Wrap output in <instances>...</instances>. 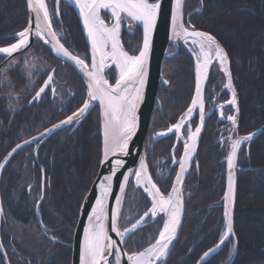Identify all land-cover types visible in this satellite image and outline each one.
Instances as JSON below:
<instances>
[{"label":"trees","instance_id":"1","mask_svg":"<svg viewBox=\"0 0 264 264\" xmlns=\"http://www.w3.org/2000/svg\"><path fill=\"white\" fill-rule=\"evenodd\" d=\"M59 13L60 19H55L54 25L63 31L62 41L86 57L87 46L73 9L61 3ZM184 17L188 24L211 33L225 48L238 94L239 133L253 131L264 123V0H186ZM26 21L25 0H0V46L12 43L15 33ZM134 29L133 34L122 31V44L130 54H136L142 43V28L134 25ZM40 44L34 43L32 50L55 66L59 80H66L67 87L62 91L63 97L66 96L64 103L59 106L56 97L51 99L46 94L38 103L27 104L43 75L29 87L31 81L26 79L20 65L8 69L5 78L0 72V160L13 145L68 115L84 100L82 82L74 70ZM168 50L170 56L162 65V75L168 83L159 86L145 141L148 168L164 193L170 188L175 168H171V179L162 186L155 175V162L169 157L173 138L152 142L151 136L184 113L194 89V63L190 53L182 44L176 51L174 45H169ZM216 67L210 70L205 92L214 85V92L225 100L229 93L223 87L222 72ZM110 81H114L112 72ZM13 96L19 101H14ZM9 100L19 107L9 110ZM216 118L211 114L206 120L184 180L183 224L166 264H195L200 255L218 241L224 229L219 203L225 185L221 159L226 155L227 145L218 148L215 141ZM196 122L197 114L192 124ZM34 146L36 157L32 152ZM100 146L99 113L95 106L76 128L60 129L40 143L18 150L7 162L0 176L3 209L0 235L11 264H70L69 243L79 206L98 170ZM238 165L241 169L237 172L233 217L238 248L232 264H264V132L249 143L247 150L246 144L243 145ZM25 172L30 173L33 193L27 192L30 183ZM42 174L45 192L36 210ZM131 191L132 184L123 213L134 221L139 217L134 214L135 210L141 215L149 202L145 206L139 194L132 197ZM39 221L58 241L52 242L39 234L36 230ZM127 225L126 220L121 219L120 227ZM159 226L158 221L142 227L123 244L124 248L128 252L140 250L148 244L149 236L155 237ZM231 250L232 239L202 264H228ZM0 264H5L1 253Z\"/></svg>","mask_w":264,"mask_h":264},{"label":"snow or ice","instance_id":"2","mask_svg":"<svg viewBox=\"0 0 264 264\" xmlns=\"http://www.w3.org/2000/svg\"><path fill=\"white\" fill-rule=\"evenodd\" d=\"M60 0H57L59 4ZM76 7L79 8V15L83 20L84 30L87 32L88 42L91 44V67L86 64L85 59L73 55L71 51L60 42L58 34L53 31L54 20L50 16L45 0H27V7L30 14L35 13V27L32 28V21L29 26L15 34L14 42L0 46V59L7 58L11 66L15 64L14 54L27 51L34 43L44 46H50L49 52L55 53L57 58H63L73 62L74 66L83 73L87 78V99L82 106L74 111L66 119L60 121L59 124L53 125L52 129H46L50 132L55 128L72 123H79L91 109L93 102L98 101L102 109L103 122V158L108 161L109 157H116L109 161L115 167H123L125 162L119 158L121 155L127 156L130 153L129 142L136 133L137 117L136 109L139 102L143 99V85L147 77V59L151 41V33L156 25L158 11L161 7L160 0L149 2V0H74ZM182 0H173L171 20L173 35L181 38L187 44L191 40L192 48L190 51L195 57V94L191 99V106L187 109L181 120L168 128V132L174 133L179 137L182 126L185 124L192 112L199 108V119L201 124L205 121V99L203 95V82L209 77L210 68L214 65V61L219 62L220 71L227 78L224 88L232 93V99L227 101L233 108H237L236 92L233 87L232 77L230 73L229 57L223 47L217 42L216 38L210 33L203 32L192 28L190 25L185 26L181 15ZM107 9L111 11L114 20L111 26L105 23L101 18V10ZM59 14V11L56 13ZM129 19L128 27H132V22L140 21L143 25V43L139 48V54L130 56L123 51L120 41V29L124 18ZM191 29V30H190ZM99 57V61L97 60ZM111 60L115 68L119 70V78L115 85H109L108 80L103 76V72L110 69L106 61ZM24 66L29 71L36 67L31 59H25ZM3 71V69H0ZM55 69H51L47 73V78L43 84L35 92L33 100H39L42 95H46L53 80ZM43 72H41V75ZM33 81L29 87L34 86ZM167 83V81H165ZM54 95L55 88H51ZM222 107V106H221ZM224 118V113H220ZM227 121L231 122V131H236L237 118L235 115H228ZM201 133V126L195 127V132L188 128L187 142L184 144V154L178 161L179 171L175 174V181L171 184V191L165 196L161 193L160 187L153 182V176L149 173V168L145 159H140L139 168L136 169L134 175L136 177V186L139 198L142 199L147 206L150 201L151 207L140 215L139 210H135L134 214L139 216L135 222H132L131 216H125L120 208L121 202L125 200V186L130 184L129 175L123 174V180L119 185L121 195L115 196L116 207L107 209L105 198L112 191L113 171L112 175L104 178L100 184V195L96 197L94 206L89 214V226L84 229V238L80 244V264H121V250L116 248L117 241H114L108 235V229L105 227V219L110 221V230L115 232L120 240L128 243L132 235L142 229V225L147 224L149 220L153 223L162 222V228L158 229V235L154 237L155 242L150 244L143 251L133 252L127 256V264H166V257L170 253V248L174 240L178 236V228L181 225V212L183 208L182 193L179 185L184 179L187 171L189 160L195 151V140ZM44 135V133H41ZM158 136H164L166 133H157ZM255 134H248L232 139L229 137L230 151L227 154L228 168V187L224 194V230L222 231L219 241L214 248H210L201 257V262L214 253L217 249L222 248L229 239L234 235L233 223L230 210V202H234V169L237 164L238 150H242V144L250 142ZM33 140L36 138L33 137ZM25 144L29 141H25ZM21 147L17 144L5 161L11 157L17 149ZM103 162V161H102ZM5 164L0 163V168ZM43 171V169L41 170ZM259 171V170H256ZM168 179H171L169 176ZM167 183L163 177L161 178L162 186ZM31 187V186H29ZM142 189V191H140ZM43 199V197H41ZM39 203V201H38ZM131 203V201H129ZM160 214H163L162 216ZM3 216V209L0 207V217ZM119 219H124L130 225L124 227L121 231L119 227ZM55 239V237H52ZM236 245L232 249H236ZM109 256H115V261L108 259ZM234 260V256L230 251L229 262ZM200 264V262H198Z\"/></svg>","mask_w":264,"mask_h":264},{"label":"water","instance_id":"3","mask_svg":"<svg viewBox=\"0 0 264 264\" xmlns=\"http://www.w3.org/2000/svg\"><path fill=\"white\" fill-rule=\"evenodd\" d=\"M66 1L72 6V8L74 9V11H75V13H76V15L78 17V20H79V23H80V26H81V29H82V32H83V36H84L85 42L87 44V49H88V54H89V60H90V65H89V68H90L91 67V44L88 42L87 32L84 30L83 20H82V18L79 15V8L76 7V4L74 3V0H66ZM185 1L186 0H182V8H181V15H182L183 22H184V4H185ZM160 3H161V7H160V9L158 11V15H157V19H156V25L153 28L152 33H151V41H150V47H149V53H148V59H147L148 73H147V77H146L145 82H144V85H143V99L139 102V106L136 109V117H137L136 133L133 136L132 140L129 142L130 153L127 156L121 155L119 157V158L123 159L124 162H125V164H124L123 167L117 168L113 164L109 163V161L115 159L116 157L110 156L108 161H104V158H103V145H104L103 122H104V116H103L102 109L99 106V102L96 101V102H93V104H92L91 109L95 105H97L98 110H99V131H100V141H101L100 160H99V166H98L97 173H96L93 181L91 182V184H90V186H89L86 194L84 195V197H83V199L81 201L80 207H79L78 218H77V221H76V225H75V228H74L73 237H72V241H71V258H70V264H80V244H81V241L84 238V229H85V227L89 226V214L91 213L92 207L95 204L96 197L98 195H100V184L103 183V182H105L104 181V178L107 177V176H109V175H112L113 171H115L116 174L113 176V181H112V191L105 198L106 216H107V214H108L107 213V209L108 208H114V207H116L115 196L113 195V193L115 195H121L120 189H119V185H120V183L123 180V174H127V173H130L131 172L132 174L129 175L130 184L132 182L136 186V177H135L134 173H135L136 169L139 168L140 159L142 157L145 159V162H146L145 140H146V136H147V132H148V128H149V124H150L152 112H153V109H154V106H155V103H156V100H157L158 89H159L160 84H162V85H166L167 84V83H165V81H167V80H165L163 78V76H162V64H163V60H164L165 57L168 56V47H169L170 44H173L175 46H178L179 43H185V41L183 39L177 38L176 36L173 35V31H172V20H171V12H172L173 0H160ZM25 4H26V11H27V22H26L25 27H28L29 26V21L31 20L32 21V25L31 26H32V28L34 30V27H35V13H31L30 14L29 9L27 7V0H25ZM55 10H56V13H57V11H58L57 0H55ZM57 16L59 17V14ZM140 25L143 27L142 24H140ZM185 26L187 27L189 25L185 24ZM190 26L192 28H195L192 25H190ZM195 29L196 30H199V31H203V30H200V29H197V28H195ZM22 30H20V31H22ZM52 30L55 31L54 29H52ZM203 32H206V31H203ZM207 33H209V32H207ZM60 42L62 43L61 40H60ZM217 42L222 46V44L218 40H217ZM188 43H191V40L190 39H189ZM47 47L50 48V46H47ZM223 49H224V47H223ZM225 52H226V50H225ZM71 53L73 55H76L72 51H71ZM53 54L55 55L54 52H53ZM15 55H18V54H14V56ZM61 59L64 62L68 63L73 68V70L75 71L76 75L82 81L83 87H84V91H85V99H84V101H85L87 99V95H86L87 78L84 77L83 76V73L80 72L79 69L74 66V63L73 62L67 61L66 59H63V58H61ZM97 60L99 61V57H97ZM7 61H8L7 58L3 59L0 62V67L5 62H7ZM214 62H216V61H214ZM229 62H230V60H229ZM217 63L219 64V62H217ZM228 67L230 69V63L228 65ZM230 73H231V69H230ZM222 74H223V72H222ZM103 76L107 80L106 75H105V71L103 72ZM223 76H224V74H223ZM231 77H232V73H231ZM116 80H115V82H116ZM224 81H225V83H227V78L225 76H224ZM115 82L112 83V84L109 83V85L114 86L115 85ZM232 83H233V79H232ZM204 84H205V81L203 82V90H204ZM233 87H234L235 92H236V100H237L238 112H237L236 108H233V115H235L236 118H237V127H236V131H232L231 132L230 137L232 139H235V138H238L240 136H244V135H248V134H255L253 136V139H255L260 134H262L264 132V123L261 126H259L257 129L251 131L250 133H247V134H244V135H241V134L238 133L239 105H238V95H237V91H236V88L234 86V83H233ZM194 94H195V81H194L193 95ZM193 95H192V97H193ZM231 98H232V93H231ZM32 101H33V98L30 100V102H32ZM82 104L80 105V107L82 106ZM190 106H191V102H190L189 107ZM197 109L199 111V108L198 107H197ZM71 114H69L68 116H70ZM86 115L80 119V122L79 123H75V122L72 123V124H74V127L78 126L81 123V121L86 117ZM208 115H209L208 113H205V121H206ZM68 116L62 118L61 120L57 121L56 123L48 126L47 128H45L41 132L37 133L36 135H34V136H32V137H30V138H28V139H26V140L18 143V144H20L21 147H22L23 145H25V143H24L25 141H29V143H31V142H37V141L42 140L45 137L51 135L55 131H57V130L65 127V126H69V125H63V126H61L59 128L53 129L50 132H46V129H52L53 128V125L59 124L60 121L66 119ZM179 121H180V119H178V121H176L173 125H175ZM205 121H204L203 124H201L200 119H199L198 125L201 126V133L197 137L196 147H197V144H198L199 139L201 138V136L203 134L204 127H205ZM173 125H170L169 127H172ZM168 128L163 129V130H160V131H157L156 133H154L153 136H152V140L153 141H156V140L161 139L163 137H166V136H169V135L174 134V133L168 132L167 131ZM161 132L166 133V135H164V136H158L157 133H161ZM41 133H44V135H41ZM33 137H35L36 139L33 140L32 139ZM175 137L176 138H175V142H174L173 148L176 146V144L178 142L177 135ZM248 144H249V142H248ZM248 144H247V147H248ZM15 147L16 146H14L13 148H15ZM196 147H195V150H196ZM12 149L9 152H11ZM229 151H230V147H229ZM8 153L4 156L3 160L1 161L2 164H4L6 162L5 161V157L8 156ZM183 154H184V146H183V149H182V152H181L180 157L183 156ZM180 157H179V159H180ZM225 163H226L225 164V187H224V192H223V195H222L223 217H224V199L223 198H224V194L227 191V187H228V168H227V161H226V159H225ZM173 164L176 166V171H175V174H176V172L179 171V164L178 163H175V162H173ZM238 169L239 168H238V166L236 164V167L234 169V202H230V210H231L232 223H233V233H234V218L233 217H234V206H235V196H236V179H237V170ZM1 170H2V168H0V173H1ZM185 174H186V172H185ZM185 174H184V176H185ZM174 181H175V175H174V177L172 179V183ZM153 182H154V180H153ZM182 183H183V180H182L181 184L179 185L180 190H181V193H182L183 208H182L181 217H180V219H181V225L178 228V236H179V233H180L181 228H182L183 217H184V196H183V190H182ZM130 184H128V185L125 186V196H127V191H128V188H129V185ZM170 191H171V187H170V189H169L168 192H170ZM161 193L164 194L162 191H161ZM124 203H125V200H123L121 202V205H120V208L122 210H123ZM0 207H2V205H1V198H0ZM0 223H1V217H0ZM119 223H120V219H119ZM105 227H106V229H108V235L114 241H117L116 248H119L121 250V257H120L121 264H127V256L130 255V254H132V253H128L126 251V249L123 247V241L120 240V237L117 236V234L115 232H112L110 230V221L107 218L105 219ZM178 236L174 240V243H173V245L170 248V253H171L173 247L176 244V241L178 239ZM232 239H233V245L235 244L237 246V240H236L235 233L232 236ZM154 242L155 241H153L152 243H154ZM152 243H150V244H152ZM150 244H148L144 248H147ZM215 245L211 246L210 248H214ZM144 248L141 251H143ZM210 248H208L206 251H204L200 255V257L197 259V261H196L195 264H198V262H200V264L203 263V262H201V257ZM222 248L217 249L209 257H211L213 254H215L216 252H218ZM0 252L2 254V257H3V260H4L5 264H10L9 263V260H8V257H7V254H6V252L4 250V247H3L2 243H1V239H0ZM170 253L167 255L166 261H167L169 255H170ZM236 253H237V247H236L235 250L232 251V255L234 256V259L236 257ZM209 257H207L206 260ZM108 259L114 262L115 261V256H109ZM233 261L229 262L228 264H232Z\"/></svg>","mask_w":264,"mask_h":264},{"label":"flooded vegetation","instance_id":"4","mask_svg":"<svg viewBox=\"0 0 264 264\" xmlns=\"http://www.w3.org/2000/svg\"><path fill=\"white\" fill-rule=\"evenodd\" d=\"M133 33H134V31H133ZM19 57H20V55L15 56V58H18V59H19ZM1 61H2V59L0 60V62ZM54 74H55V72H54ZM42 75H44V73ZM42 75L41 76L40 75H37L36 77H34L33 80H32V82L33 81L37 82L38 81V78H39L38 76L42 77ZM45 76H44V78H45ZM44 78H43L42 82L44 81ZM63 87H67L66 80H59V79H57L55 77L54 80H53V82H52V84H51V86H50V88H49V90H48L49 91L48 93H49L50 98H51V92H50L51 88H55L56 89L55 95L53 96V94H52V97H53L52 99H54V97H56L57 98V101L56 102L57 103H60L61 102V104L64 103V97H66L65 95L63 97V95H62ZM13 98L17 99L16 96H13ZM220 100L221 99L219 97V93L216 94L214 92V85L211 87V89L209 87L206 89V109L210 111V115L211 114H215L216 117H217L216 118V121L218 122V125L215 128L216 129V133H217V136L215 138V141L219 144L218 148H220V146L223 147L225 144L228 145L227 135L231 132V130H228L227 131V126L229 127L230 124H228V123L226 124L225 121L223 120L224 118L227 117L228 114H230L231 110H230L229 107L223 106L222 109H220V110H221V112L224 113V118H221V115H220V113L218 112V109H217L219 107L218 106V102H220ZM10 101L12 102V100H9L8 101V103L10 104L9 107H8V103H7V108L8 109L9 108H12L11 105H13V103H11ZM17 101H19V100H17ZM18 107L19 106L15 107L13 109L15 110ZM9 110H11V109H9ZM238 132H239V130H238ZM220 137L223 138V140H224V142L222 144L219 143ZM179 152H180V146H178V148H177V153H179ZM32 164H33V162H32ZM161 177H163L165 180H167L169 176H167V175L166 176L161 175ZM42 183L43 182H41V184H40V195H38L39 198L37 199L36 205H35L36 206L35 207L36 210L38 208V205H39L40 201L42 200L41 197L44 196V192H45V190L42 188ZM26 188H27V192L28 193H33V191L31 190L32 189V186L31 187L28 186ZM38 201H39V203H38ZM38 225H39V228H36V230L39 232L40 235H42L44 238H46V239H48V240H50L52 242L53 241H58L56 238L55 239H52L53 236H51L49 234V232H48L49 229L44 224L39 223ZM28 248H32V247L28 246ZM24 257H28V256H25L24 255Z\"/></svg>","mask_w":264,"mask_h":264},{"label":"rangeland","instance_id":"5","mask_svg":"<svg viewBox=\"0 0 264 264\" xmlns=\"http://www.w3.org/2000/svg\"><path fill=\"white\" fill-rule=\"evenodd\" d=\"M152 2V1H151ZM45 3H46V5H47V7H48V10H49V13H50V16H52V19H54L53 18V12H52V5H53V3H49V0H45ZM105 11L106 12H108L109 13V16L107 17V20L105 21V23L108 25V26H111L112 25V23H113V18H112V16H111V12L110 11H108L107 9H105ZM102 17V16H101ZM102 19H104V17H102ZM124 19H126V21L127 20H129L127 17H125ZM34 45V44H33ZM33 47V46H32ZM31 47V48H32ZM25 59H31V60H33V62L35 63V65H36V67L35 68H33L32 70H31V77H29V71H28V69H26L25 68V66H24V62H25ZM15 64H14V66H17V65H20L21 66V68L23 69V71H24V74H25V77H26V79L28 80V81H31L32 82V80H33V77L34 76H36V75H38L39 73H41V72H43V73H46L47 72V70H49L50 69V66L48 65V63L40 56V55H38L37 53H35L32 49H28L26 52H24L23 54H21L20 55V57H19V59L18 58H15ZM14 66H11V63H10V61H8L4 66H2L1 67V69H3V71H0L1 72V76L3 77V78H5V72L8 70V69H10V68H12V67H14ZM110 70H113V73L114 74H116V76H118L119 75V72H118V70L115 68V66L114 65H110L109 67H108ZM18 100V98L17 99H15L14 98V101H17ZM59 106H61L62 104H61V102L60 103H57ZM17 106H19V105H11V107L12 108H15V107H17ZM189 123L188 122H186V125H185V128H186V130H185V128L183 129V132H184V130H185V132H184V134H187L188 133V128H189ZM250 227V226H249ZM251 227H253V226H251ZM160 228V227H159ZM20 237V236H19ZM148 239H149V241L150 240H152L153 239V237H148Z\"/></svg>","mask_w":264,"mask_h":264},{"label":"bare ground","instance_id":"6","mask_svg":"<svg viewBox=\"0 0 264 264\" xmlns=\"http://www.w3.org/2000/svg\"><path fill=\"white\" fill-rule=\"evenodd\" d=\"M108 11H110V10H108ZM110 12H111V11H110ZM101 18H102V17H101ZM139 22H140V21H139ZM123 51H124V50H123ZM106 63H107V66H108V67H109L110 65H114V64L112 63L111 60L106 61ZM117 70H118V69H117ZM118 72H119V70H118ZM190 117H191V116H190ZM190 117H189V118H190ZM189 118H188V119H189ZM180 120H181V119H180ZM76 127H77V126H76ZM76 127H74V128H76ZM192 131L195 132V130H192ZM182 139H183V144H185V142H187V134L184 135V136H182ZM196 140H197V138H196ZM196 140H195V147H196ZM250 142H251V141H250ZM30 145H35V143H34V142L27 143V144L23 145L22 147L24 148V147H27V146H30ZM14 146H16V144L13 145V147H14ZM36 151H37V148L34 146L33 149H32V152L34 153V152H36ZM15 153H16V152H15ZM15 153H14V154H15ZM193 153H194V152H193ZM6 154H7V153H6ZM6 154H5V155H6ZM14 154H13V155H14ZM13 155H12V156H13ZM192 155H193V154H192ZM12 156H11V157H12ZM11 157H9L8 160L4 163L5 165H6L7 162L11 159ZM3 158H4V156H3ZM3 158L0 160V163H1V161L3 160ZM99 160H100V159H99ZM3 168H4V167H3ZM3 168H2V169H3ZM25 174H26V176H27L26 179H27L28 183H30L29 185H32V179H31L30 173H29V172H27V173L25 172ZM219 206H222V203H221V202L219 203ZM78 213H79V212H78ZM75 225H76V224H75ZM74 228H75V226H74ZM73 232H74V229H73ZM72 237H73V233H72Z\"/></svg>","mask_w":264,"mask_h":264}]
</instances>
